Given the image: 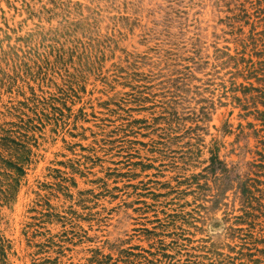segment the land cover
<instances>
[{"label":"rangeland","instance_id":"374dc122","mask_svg":"<svg viewBox=\"0 0 264 264\" xmlns=\"http://www.w3.org/2000/svg\"><path fill=\"white\" fill-rule=\"evenodd\" d=\"M1 130L0 264H264V0H0Z\"/></svg>","mask_w":264,"mask_h":264},{"label":"trees","instance_id":"16d2710c","mask_svg":"<svg viewBox=\"0 0 264 264\" xmlns=\"http://www.w3.org/2000/svg\"><path fill=\"white\" fill-rule=\"evenodd\" d=\"M27 126V123H23L22 126L18 125V128L20 127L19 130L25 131V129H27ZM1 131L2 134H0V178L3 175H7L6 178L10 180L8 188L1 193L5 195V201L10 202L14 200L21 186L20 178H23L26 175V164L29 162V153H26L24 151V148L27 147L26 143L21 138L15 137V134H13L12 132L10 134L7 133V130ZM16 142H19L20 144ZM13 144L19 146L20 150L16 151V153L17 155L20 154V158H17L14 154H12V152L15 151V148H12ZM217 164H220L217 157L212 158V169L215 170ZM247 188L249 189L248 186L244 188V191L246 193L248 191ZM8 249H10L8 241L0 235V259L6 258Z\"/></svg>","mask_w":264,"mask_h":264}]
</instances>
